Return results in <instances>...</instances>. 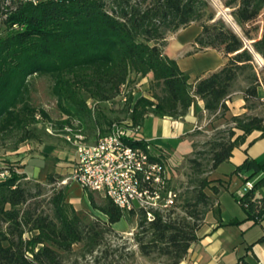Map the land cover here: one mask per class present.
Instances as JSON below:
<instances>
[{"label":"trees","instance_id":"trees-1","mask_svg":"<svg viewBox=\"0 0 264 264\" xmlns=\"http://www.w3.org/2000/svg\"><path fill=\"white\" fill-rule=\"evenodd\" d=\"M5 1L0 0V142L13 132L22 135L19 143L35 139L32 129L36 113L50 121L42 108L30 102V82L35 77L51 80L50 94L61 116L57 127L76 120L82 126L91 124L103 136L112 122L102 112V105L116 107L124 118L140 125L149 116L182 119L194 97L204 102L209 113L225 110L239 72L251 67L253 53L264 56V27L258 37L256 24L264 11V0H219L230 10L244 39L216 19L208 0H49L37 5L11 1L5 5ZM192 23H201V32L192 43L195 53L210 48L221 51L225 58L219 71L195 85L163 52L166 34ZM144 78L150 83L149 98L132 102L129 95L128 102L121 105L118 96L122 88L132 91ZM246 93L255 95V89ZM101 120L108 128H102ZM232 122L240 134L228 143L214 144L213 170L227 162L232 151L252 133L264 137L262 118L233 117ZM128 144L146 149L139 134ZM191 163L194 172L205 173L196 160ZM4 166L10 174L0 182V264H63L73 246L82 243L86 253L95 251L100 234L94 224L84 225L68 203L66 186L54 190L45 202L40 199L41 182H24L26 175L17 173L19 168L11 163ZM259 168L264 169V165ZM55 183L48 174L45 185ZM225 187L224 180L197 179L196 190L183 200L185 214L180 218L174 213L177 201L169 212H156L153 221H147L141 210L128 212L138 217L136 241L141 255H155L165 261L157 264H179L197 240L203 222L197 223L201 218L196 208L211 205L218 212L215 200ZM87 200L109 225L124 216L107 198L97 205L89 192Z\"/></svg>","mask_w":264,"mask_h":264},{"label":"rangeland","instance_id":"rangeland-1","mask_svg":"<svg viewBox=\"0 0 264 264\" xmlns=\"http://www.w3.org/2000/svg\"><path fill=\"white\" fill-rule=\"evenodd\" d=\"M208 1L211 9L216 13V19H221L227 27L244 39L241 28L234 23L230 15V10L225 9L219 0ZM4 4L7 5L8 2L5 1ZM256 24L259 26L258 37H260L262 27H264V11H262L261 15L258 17ZM191 25L193 28H198L199 33L201 32V23H192ZM169 35L170 33H167L166 37ZM189 35L190 33L182 35L179 38L180 43H186L189 39ZM175 43L176 42L172 43V46H174ZM247 43L250 44L251 41H247ZM210 50L213 49H203L196 53H204ZM214 51L224 56L221 51ZM250 51L253 53L252 50ZM194 53L195 50L193 49L189 54ZM50 87L51 80L47 77H35L31 79L30 102L32 105L42 108L48 114L50 120L56 125L61 119V116L56 108L55 100L50 94ZM249 88L255 89V95L246 93ZM226 101H228V103H225V110L221 109L215 113L206 111V120L195 128L193 140L190 139L188 143L182 145L180 149L171 151V156H163L169 175L168 186L177 193L178 207H176L174 211L176 217L180 218L184 216L185 210L183 211L182 208L183 200L185 197L191 196L193 194L192 192L196 190L197 179L206 177L208 180H213L222 176V171H213L212 169V148L215 143H228L230 140H233L235 136L240 134V132L234 128L232 118L240 117L247 120L252 117H258L264 119V56L253 53L251 67L239 72L237 79L231 85ZM101 109L112 123L124 118V115L116 107L111 109L108 106L102 105ZM101 122L103 129L108 128L104 121L101 120ZM33 126L32 132L35 135V139L26 141L27 144L28 141H31L35 145L31 153L33 155L43 156L46 161L51 163L50 167H53L52 164L57 165L63 172V175L53 172L49 173L52 174L56 180L54 185H45L46 180L40 183L44 186L40 199L46 202L54 190L65 187L61 184V181L69 178L70 175H68L66 171L71 162H68L66 159L58 160L52 155L44 154V150H46L45 147L52 145L57 150L60 149L62 151H71V149H69L68 145H66L62 139L49 136L41 128H35L36 125ZM83 129L87 136V140L91 143L100 136V132L89 123H83ZM232 133L234 134L233 137ZM21 136L20 133L13 132L7 134V137H4V140L0 142V158L12 157L13 153L24 145L22 143L25 142H18ZM189 147H191V150H189ZM192 160H196L201 165L200 170L205 172L203 175L193 171ZM3 165H5V163L0 161V166ZM15 167L19 168L18 166ZM18 171L20 172L19 169ZM24 182L34 184L39 181L26 177ZM66 187L68 190V203L74 208L84 225H95V230L99 232L100 236L98 238L99 246L92 254H88L84 251L83 243L75 245L72 251L64 256L63 264H157L159 262H165L155 255L148 257L141 255L136 241V234L138 232V217L136 215L131 216L124 213L120 222L109 225L107 218L101 212L90 206L87 200V194L89 192L75 187L71 181H68ZM205 192L210 194L208 190H205ZM92 197L97 205H102L105 201V198L97 193H92ZM191 203H194V200H192ZM196 210L198 218H201L197 221V223L200 224L210 212L214 211V208L213 206L211 207V205L204 209L198 206ZM202 211L205 213H202Z\"/></svg>","mask_w":264,"mask_h":264},{"label":"crops","instance_id":"crops-1","mask_svg":"<svg viewBox=\"0 0 264 264\" xmlns=\"http://www.w3.org/2000/svg\"><path fill=\"white\" fill-rule=\"evenodd\" d=\"M186 33H190L188 41L180 43L179 38ZM198 34V28L189 25L167 36L163 49L164 54L175 60L179 69L189 75V82L193 85L199 79L219 71L225 64L224 56L214 50L189 54L193 50L192 43ZM174 42L176 43L172 46ZM149 90V80L144 78L136 87L133 102L140 97L149 98ZM205 115L204 102L194 97L185 117L171 120L149 116L141 125L139 136L150 144L154 153L164 159L163 156H171V151L178 150L190 139L193 140L194 130L206 120ZM22 144L24 145L19 147L12 157L0 158V161L18 166L20 173L39 182L45 181L47 175L52 172L63 175L59 166L52 164L53 167H50L51 163L43 156L31 153L35 148L31 141ZM68 147L71 151L57 150L49 145L45 147L44 154L71 162L66 171L70 175L76 155L74 149L70 145ZM261 165H264V137H260L259 132H254L247 137L245 143L232 151L227 162L213 170L222 171V176L214 180L226 182L225 189L215 200L218 212H210L205 217L198 230L197 240L190 245L179 264H264V240L259 241L264 237V206L258 209L259 219L254 220L235 200L236 191L246 180L252 182L254 186L264 180V169L259 168ZM72 184L79 188L76 183ZM252 198L264 205V181L254 187Z\"/></svg>","mask_w":264,"mask_h":264},{"label":"built area","instance_id":"built-area-1","mask_svg":"<svg viewBox=\"0 0 264 264\" xmlns=\"http://www.w3.org/2000/svg\"><path fill=\"white\" fill-rule=\"evenodd\" d=\"M9 1L37 5L49 0ZM135 90L122 88L118 96L119 103L126 104L129 95L133 102ZM34 120L35 125L42 127L46 134L60 137L75 151L72 171L68 179L61 181L62 185L68 181L74 182L83 191L107 198L124 213L141 210L147 221H153L156 212L164 214L174 209L177 193L168 186L166 163L152 151L149 143L146 142V149L128 144L141 131V125L135 124L129 117L113 122L107 133L92 143L87 140L82 124L76 120L60 128L51 120L43 119L39 113L34 115ZM9 174L7 166H0V182L6 180ZM253 189L254 184L246 180L236 191L235 200L241 208L253 215L254 220H258V209L264 205L252 198Z\"/></svg>","mask_w":264,"mask_h":264}]
</instances>
